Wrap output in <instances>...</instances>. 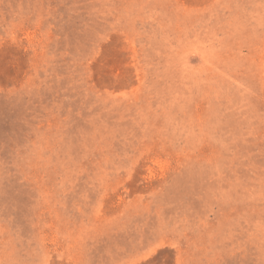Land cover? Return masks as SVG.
I'll return each mask as SVG.
<instances>
[{
    "label": "rangeland",
    "instance_id": "rangeland-1",
    "mask_svg": "<svg viewBox=\"0 0 264 264\" xmlns=\"http://www.w3.org/2000/svg\"><path fill=\"white\" fill-rule=\"evenodd\" d=\"M0 264H264V0H0Z\"/></svg>",
    "mask_w": 264,
    "mask_h": 264
}]
</instances>
